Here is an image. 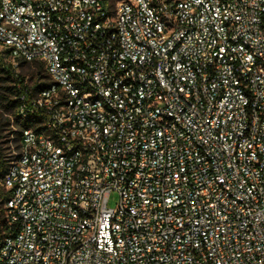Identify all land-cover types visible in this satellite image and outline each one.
<instances>
[{"label": "built area", "instance_id": "2783aa9c", "mask_svg": "<svg viewBox=\"0 0 264 264\" xmlns=\"http://www.w3.org/2000/svg\"><path fill=\"white\" fill-rule=\"evenodd\" d=\"M35 61L0 264H264V0H0Z\"/></svg>", "mask_w": 264, "mask_h": 264}, {"label": "trees", "instance_id": "16d2710c", "mask_svg": "<svg viewBox=\"0 0 264 264\" xmlns=\"http://www.w3.org/2000/svg\"><path fill=\"white\" fill-rule=\"evenodd\" d=\"M24 67L28 69V73L25 74L19 71L18 75L15 76L10 69L0 65V107L2 108L0 110V132L4 127H11V125H14L17 127L15 132L19 133L20 128L28 127L33 124L32 117L21 120L18 114L21 101L19 99V90L16 88V84L20 79L24 80V78H26L25 86L28 88L29 93L34 95L47 85V77L42 64L38 61L32 63L21 62L19 68ZM8 113L12 115V118L4 116ZM10 119H12L13 122ZM12 131L14 130H10V132ZM1 137L0 135V139ZM7 137L6 141H8ZM2 143L3 141H0V178L7 162L5 156L7 146H2ZM5 198L6 192L0 187V235L6 229L2 215Z\"/></svg>", "mask_w": 264, "mask_h": 264}, {"label": "rangeland", "instance_id": "374dc122", "mask_svg": "<svg viewBox=\"0 0 264 264\" xmlns=\"http://www.w3.org/2000/svg\"><path fill=\"white\" fill-rule=\"evenodd\" d=\"M112 1H114V0H112ZM20 70V72H22V73H28V69L27 68H19ZM2 108L0 107V110H1ZM4 116H8L7 118H12V115L11 114H7V115H4ZM10 120H12V119H10ZM10 130H12V128L10 127V126H6V127H4V129L0 132V135L2 136L1 137V139H0V141H3V143H2V146H7V144L8 143H6L7 141H6V137H7V135H9V133H10ZM117 201H118V195H117V193L116 192H111L109 195H108V200H107V206L109 207V208H114L115 206H116V203H117ZM4 214V212H2V215Z\"/></svg>", "mask_w": 264, "mask_h": 264}]
</instances>
